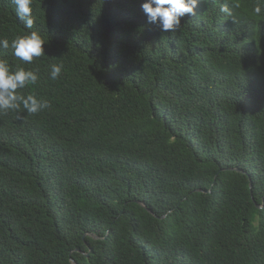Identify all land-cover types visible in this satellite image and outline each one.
I'll return each mask as SVG.
<instances>
[{
	"label": "trees",
	"instance_id": "16d2710c",
	"mask_svg": "<svg viewBox=\"0 0 264 264\" xmlns=\"http://www.w3.org/2000/svg\"><path fill=\"white\" fill-rule=\"evenodd\" d=\"M142 2L33 0L26 29L0 0V38L46 42L0 59L50 102L0 113V264H264V15L162 32Z\"/></svg>",
	"mask_w": 264,
	"mask_h": 264
},
{
	"label": "clouds",
	"instance_id": "9594fccd",
	"mask_svg": "<svg viewBox=\"0 0 264 264\" xmlns=\"http://www.w3.org/2000/svg\"><path fill=\"white\" fill-rule=\"evenodd\" d=\"M16 5V15L24 22L26 29H32L35 24L33 15V0H13ZM200 0H143L141 8L148 24H157L162 32L174 31L181 25L186 14L195 15ZM238 7V5H233ZM256 16L264 15V0H256L252 9ZM220 12L228 17L232 16V9L228 3L220 6ZM45 39L39 31H31L17 36L11 42L7 38H0V49L11 47L13 55L20 61L32 63L34 58L45 55ZM63 64L51 66L50 78L60 77ZM39 77L31 69L18 67L13 71L6 59H0V113L18 110L21 105L29 114H36L50 107L48 100L39 99L35 95H23L19 90L28 85H35Z\"/></svg>",
	"mask_w": 264,
	"mask_h": 264
},
{
	"label": "bare ground",
	"instance_id": "6f19581e",
	"mask_svg": "<svg viewBox=\"0 0 264 264\" xmlns=\"http://www.w3.org/2000/svg\"><path fill=\"white\" fill-rule=\"evenodd\" d=\"M112 129V128H111ZM96 136V135H95ZM230 226V225H229Z\"/></svg>",
	"mask_w": 264,
	"mask_h": 264
}]
</instances>
